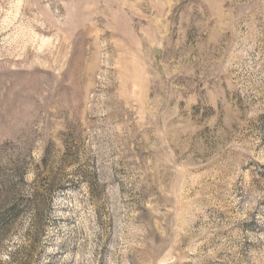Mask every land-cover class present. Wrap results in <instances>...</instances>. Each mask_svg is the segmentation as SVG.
<instances>
[{"label": "rangeland", "instance_id": "rangeland-1", "mask_svg": "<svg viewBox=\"0 0 264 264\" xmlns=\"http://www.w3.org/2000/svg\"><path fill=\"white\" fill-rule=\"evenodd\" d=\"M0 264H264V0H0Z\"/></svg>", "mask_w": 264, "mask_h": 264}]
</instances>
